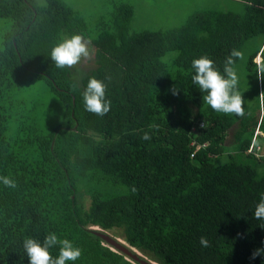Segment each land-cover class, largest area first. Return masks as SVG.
<instances>
[{"label":"trees","instance_id":"16d2710c","mask_svg":"<svg viewBox=\"0 0 264 264\" xmlns=\"http://www.w3.org/2000/svg\"><path fill=\"white\" fill-rule=\"evenodd\" d=\"M240 1L242 12L203 10L180 27L140 32L130 30L132 6L121 3L88 37L85 19L64 0H0V17L10 19L0 40V176L17 185L0 182V264H30L23 240L43 244L49 232L82 250L66 264H140L112 249L95 227L114 230L159 264H264V255L250 259L264 248V219L254 218L264 174L248 152L253 140L258 145L257 119L249 125L244 116L215 112L192 84L194 59L208 56L223 75L231 51L264 30V0ZM77 34L91 41L96 63L78 81L50 59L54 46ZM170 52L166 64L162 57ZM93 76L107 85L111 101L103 117L83 105ZM36 78L64 105L62 120L47 132L34 120V107L15 97ZM263 120L264 113L260 131ZM230 130L238 148L215 164ZM146 132L150 140L142 138ZM192 141L207 144L193 157ZM202 236L210 247L200 245ZM49 251L58 257L59 245Z\"/></svg>","mask_w":264,"mask_h":264},{"label":"rangeland","instance_id":"374dc122","mask_svg":"<svg viewBox=\"0 0 264 264\" xmlns=\"http://www.w3.org/2000/svg\"><path fill=\"white\" fill-rule=\"evenodd\" d=\"M66 4L78 11L86 21L88 37H95L98 33L96 26L99 20L110 21L115 7L121 3H128L132 6L134 14L130 21L131 32L143 30H168L180 27L191 14L203 10L216 9L222 11L242 12L244 4L240 0H64ZM35 5H43L45 0H33ZM10 29V19L0 17V40ZM92 48V46H91ZM260 50V51H259ZM93 58L82 61L71 69L73 79L79 80L81 76L96 68L94 49ZM259 51L264 61V30H259L256 34L248 38L243 46L244 59L238 60L234 65L239 83L237 89L242 95L245 108L244 120H258L264 113V105L261 104L259 96L264 92V81L257 79L256 56L253 63L250 57ZM174 52L167 53L162 57L166 64L172 59ZM15 97L29 107H34L32 116L35 118L39 128L43 132L55 127L63 118L64 105L60 99L51 91L48 83L44 79L36 78L26 83L15 94ZM196 111V109L194 108ZM252 121H251V120ZM264 130V120H263ZM232 130L228 132L224 153L214 159L215 164H221L229 160L228 153L235 152L237 144L230 143ZM251 126L242 130L241 140L250 136ZM258 137H261L259 135ZM264 146V139H259ZM264 155V152H262ZM237 158L252 164V160L245 157L243 153H238ZM259 175L264 174V163L257 166ZM81 202L85 207L89 204V197L85 194L81 196ZM109 234L118 237L114 230L107 231Z\"/></svg>","mask_w":264,"mask_h":264},{"label":"clouds","instance_id":"9594fccd","mask_svg":"<svg viewBox=\"0 0 264 264\" xmlns=\"http://www.w3.org/2000/svg\"><path fill=\"white\" fill-rule=\"evenodd\" d=\"M92 58L91 41L78 34L65 38L54 46L50 53L54 67L60 70H70L82 61H88ZM243 59L244 53L233 49L225 60L223 75L214 67V62L206 55L192 61L191 67L194 71L192 84L196 85L201 92L206 93L203 96V101L215 112L235 114L239 117L245 115L243 106L245 101L237 89L239 77L234 67L236 60ZM256 74L258 80L264 81V62L256 64ZM106 90L107 85L103 80L94 76L89 77L82 94L85 111L100 117L107 115L111 110V101L106 98ZM172 92L174 95L179 94V89L174 86ZM259 99L264 105V92L260 93ZM142 138L150 140L151 136L146 132ZM0 182L8 188L17 186L16 181L9 176H0ZM254 218L257 220L264 219V194L261 195L260 202L255 208ZM199 242L203 248L210 247V242L206 237H200ZM57 245H59V255L53 258L49 249ZM23 250L30 264H66L67 261L75 262L82 256L80 248L75 247L68 239L60 240L54 232L46 234L43 244L32 237H26L23 240ZM261 255H264V248L254 250L250 259L254 260Z\"/></svg>","mask_w":264,"mask_h":264},{"label":"water","instance_id":"95a60500","mask_svg":"<svg viewBox=\"0 0 264 264\" xmlns=\"http://www.w3.org/2000/svg\"><path fill=\"white\" fill-rule=\"evenodd\" d=\"M92 230H94L95 234L101 237L112 249L123 252L133 260L138 261L140 264H159L143 256L140 252H138L135 248L129 246L121 238L113 236L107 231H102L97 227L93 228Z\"/></svg>","mask_w":264,"mask_h":264},{"label":"crops","instance_id":"0c3cea01","mask_svg":"<svg viewBox=\"0 0 264 264\" xmlns=\"http://www.w3.org/2000/svg\"><path fill=\"white\" fill-rule=\"evenodd\" d=\"M256 60H257V62H264L262 60V55H259V53L256 55ZM261 118L262 117H259L258 120H257L256 128H258V129H259V125H260V122H261ZM256 128H255V130H256ZM260 130L261 129H259V132H260L261 137H258L257 140H258V145H260V147H261V151L259 152L258 156L255 155L256 157H258V158L255 157L256 158V160H255L256 166H261L264 163V155L262 153V152H264V146H263L262 143H260V140H259V139H264V131H260ZM230 139H232L230 143L231 144L232 143L235 144V142H234V131L231 132L229 140Z\"/></svg>","mask_w":264,"mask_h":264},{"label":"built area","instance_id":"2783aa9c","mask_svg":"<svg viewBox=\"0 0 264 264\" xmlns=\"http://www.w3.org/2000/svg\"><path fill=\"white\" fill-rule=\"evenodd\" d=\"M202 125L204 126V123H203L202 121L199 122L198 126H199V127H202ZM192 130H195V127H192ZM258 134H260V132H259V129L256 128L255 133H254V138H255V136H257ZM192 145H194V146H196V147H195V150L191 153V157H193V155H194V153L196 152V150H198V149L201 148V147H205L207 144H206V143H203V144H196L195 141H192ZM253 146H254V140H253V142H252L250 148L248 149V152H253L256 156H258L259 152L261 151V147H260L259 145H256V147L253 148Z\"/></svg>","mask_w":264,"mask_h":264}]
</instances>
